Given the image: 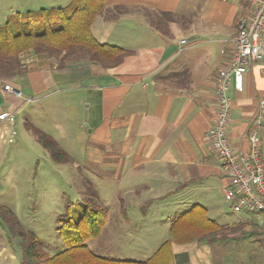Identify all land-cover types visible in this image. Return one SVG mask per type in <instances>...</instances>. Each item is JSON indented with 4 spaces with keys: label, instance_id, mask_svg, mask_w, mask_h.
<instances>
[{
    "label": "crops",
    "instance_id": "0c3cea01",
    "mask_svg": "<svg viewBox=\"0 0 264 264\" xmlns=\"http://www.w3.org/2000/svg\"><path fill=\"white\" fill-rule=\"evenodd\" d=\"M13 1L1 20L72 2ZM102 1L105 8L91 26L93 35L101 44L122 49L124 58L100 62L79 54L62 61L45 52L23 53L14 63V73L0 72V113L9 109L18 115L25 107L6 93V84L32 98V103L50 98L51 114L70 111L79 124L80 140L86 143L80 160L107 168L110 178L125 182L124 195L130 201L120 204L122 229L115 236L158 238L152 240L158 247L147 261L169 239L176 217L159 231L156 218L148 221L152 205L190 191L211 197L227 183L209 141L217 114L216 77L227 65L239 22L250 18L253 9L243 0ZM34 5L41 8L32 10ZM242 86V92L229 88L228 139L236 151L247 153L264 102V61L250 65ZM31 127L28 124L32 132ZM260 139L264 156V124ZM6 146L11 145L0 142V156ZM131 212H141L140 219L129 217ZM245 216L223 225L246 224L247 232L256 225L261 233L257 238L216 245L173 244L171 264H264V230L254 216Z\"/></svg>",
    "mask_w": 264,
    "mask_h": 264
},
{
    "label": "rangeland",
    "instance_id": "374dc122",
    "mask_svg": "<svg viewBox=\"0 0 264 264\" xmlns=\"http://www.w3.org/2000/svg\"><path fill=\"white\" fill-rule=\"evenodd\" d=\"M13 3V0H0L1 19L4 12L14 6ZM32 8L38 10L41 5ZM1 22L0 26L6 20ZM49 102L50 98L39 97L34 103L25 105L16 119V143L1 147L0 206L11 209L18 219V226L25 232L34 233L44 251L51 256L66 250L67 243L82 238L78 232H73L72 238L67 236L87 205L91 204L93 208L100 206L106 210L107 224L100 237L89 238L86 245L96 254L107 258L138 261L148 258L158 247L152 240L158 238L149 234L139 235L138 238L137 235L134 239L115 236V232L122 229L119 228L122 220L120 204L130 201L124 195L125 182L110 178L107 168H98L86 160H80L85 157L86 143L80 140L77 132L79 124L69 110L58 116L51 114ZM28 124L57 141L69 155L70 162H54L48 150L28 130ZM156 204L150 207L147 214L150 215L148 221L155 218L159 221V231H164L175 216L194 204L206 205L210 218L221 224L247 218L233 210L232 202L224 191H217L211 197L190 191L182 197L163 198ZM134 213H128L129 217L131 214L133 220L140 219L142 213ZM4 225L0 218V264H22L24 239L12 235Z\"/></svg>",
    "mask_w": 264,
    "mask_h": 264
},
{
    "label": "trees",
    "instance_id": "16d2710c",
    "mask_svg": "<svg viewBox=\"0 0 264 264\" xmlns=\"http://www.w3.org/2000/svg\"><path fill=\"white\" fill-rule=\"evenodd\" d=\"M104 8L102 0H72L64 8L9 16L0 26V72L7 75L14 73V63L18 64L19 55L30 51L58 55L62 61L79 54L89 56L92 61H121L125 52L116 46L101 44L95 40L92 32L91 26ZM31 130L54 162H70L69 155L50 135L34 127ZM84 210L67 236L72 238L73 232H78L82 238L67 243L66 250L53 256L44 251L34 233L25 232L18 226V219L11 209L0 206V218L12 235L24 239L22 264H171L173 244L197 242L200 245H216L251 240L261 234L256 225L247 232L246 224H238L235 228L219 224L209 218L205 207L194 204L172 220L169 239L147 261L107 258L96 254L86 245L89 238H98L102 234L107 224L106 210L100 206L93 208L91 204Z\"/></svg>",
    "mask_w": 264,
    "mask_h": 264
},
{
    "label": "built area",
    "instance_id": "2783aa9c",
    "mask_svg": "<svg viewBox=\"0 0 264 264\" xmlns=\"http://www.w3.org/2000/svg\"><path fill=\"white\" fill-rule=\"evenodd\" d=\"M253 9L250 18L242 19L232 39V48L227 65L217 74L215 92L217 95L216 120L209 131V141L220 162V171L227 183L224 193L231 200L237 214L254 216L264 230V156L261 149L260 129L264 124V102L255 118L250 134V148L247 153L236 151L228 131L231 121L232 100L230 85L242 92L243 76L254 62L264 61V0H243ZM183 44L186 41H182ZM6 93L22 101V105L32 103V98L12 86H5ZM17 113L4 110L0 113V142L12 145L16 142Z\"/></svg>",
    "mask_w": 264,
    "mask_h": 264
}]
</instances>
